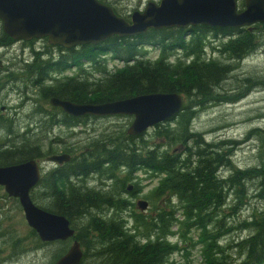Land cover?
<instances>
[{"label": "trees", "instance_id": "16d2710c", "mask_svg": "<svg viewBox=\"0 0 264 264\" xmlns=\"http://www.w3.org/2000/svg\"><path fill=\"white\" fill-rule=\"evenodd\" d=\"M98 1L110 6L118 15L107 0ZM258 30L205 26L160 31L150 29L132 38L113 36L94 46L64 49L46 45L44 52L35 47L30 49L29 60H25L17 70L25 76L23 94L31 95L28 100L33 107L32 116L39 115L41 120L37 121L41 125L38 127L35 123L32 130L40 132L42 141L48 138L54 126L74 130L84 124V119L71 118L60 109L51 107L49 101L54 97L81 105L109 103L157 93L177 94L184 100L181 111L175 117L152 128L158 141L155 145H145L143 137L146 133L137 137L115 132L96 136L81 148L79 156L49 170L30 192L31 200L37 207L62 215L70 222L74 230L71 241L76 240L83 253L80 264H178L169 260L177 249L167 242L172 235L171 227L178 223L175 216L178 207L170 205L167 211L159 209L151 221L133 213L130 217L132 228L126 229L125 218L120 214L129 204L128 201L113 200L114 194L108 193L109 185L103 181L99 186L87 185L88 178L94 180L98 177L101 180L103 176V180H115V174L120 171L126 173L121 181L125 183L131 173L140 170L161 177L151 193L152 198L166 195L176 198L184 219L192 222L187 228L196 226L204 231L200 238L208 243L203 250L202 264H264V211H255L249 220L242 222V230L252 232L234 243V249H239L244 256L237 263L228 262L223 250L216 244L220 220L214 222L218 230L214 226L207 229L224 205L227 190L235 188L237 194L244 196L246 190L242 184L257 180L260 193L256 197L264 200V160L258 167L236 170L230 161L232 149L237 144L235 141L208 143L202 139L201 133L190 129L197 110L217 98L216 89L229 74L228 63L239 62L260 47ZM3 34L0 45H13L14 41ZM149 49L156 51L154 57H150ZM208 50L212 55L218 54L224 58V63L209 57ZM111 68L117 70L112 71ZM11 70H8V79L16 85ZM69 70L74 74L62 78L61 73ZM243 81L246 94L251 85L248 80ZM253 83L262 84L258 81ZM3 87L0 84V95ZM32 130L18 133L13 120L0 114V131L4 136L3 141L0 140V167L46 156L39 144L28 140V133ZM251 132L264 140V129L255 128ZM15 139L20 140L13 142ZM170 144L180 145L182 152L167 156L166 152L160 151L162 146ZM146 147L155 149L147 150ZM223 171H230L231 174L224 178ZM37 190H40L39 194ZM137 190L134 189V192ZM38 195L49 202L48 206L35 203L34 198H38ZM4 196L6 198L7 194ZM14 200L18 204V200ZM109 209L116 213L115 217L105 215ZM0 214H4L1 208ZM1 229L0 220V264L7 260V254L16 257L26 253L28 249L23 242L41 243L31 229L24 238L13 239L14 242ZM138 229L145 234L137 233Z\"/></svg>", "mask_w": 264, "mask_h": 264}, {"label": "rangeland", "instance_id": "374dc122", "mask_svg": "<svg viewBox=\"0 0 264 264\" xmlns=\"http://www.w3.org/2000/svg\"><path fill=\"white\" fill-rule=\"evenodd\" d=\"M107 1L115 8L117 16L127 20L130 19L134 12H142L149 2L156 5L160 3V0ZM235 1L237 11H243L244 0ZM258 31L257 37L259 38L260 47L243 60L239 62L230 61L228 63L229 74L216 89L217 98L210 103L206 102L203 108L197 110V114L190 124L192 132L201 133L202 139L208 143L219 140L235 141L237 144L232 149L230 161L234 169H239L240 171L258 167L264 160V140L257 133L255 135L251 132L255 128L264 129V30L261 28ZM2 34V24L0 22V37ZM46 45H48L47 40L42 39L32 41L31 44L16 42L10 47H6L7 49L0 48V54L8 53L7 60L3 64L10 69L12 68L10 73L15 76V81H17L16 85L9 82L0 95V110L2 107L5 109L0 114L13 120L14 128L18 133H22L26 129L32 130L35 127L34 124L41 120L38 117L39 115L36 117L32 116L33 107L30 104L31 102H27L28 99H31V95L23 94L25 76H23L22 72H18L17 68L24 65L25 60H29L30 49L32 47L44 52L46 51ZM148 53L150 57L156 55L154 49H149ZM207 53L214 61L224 63V58L220 55H212L210 50ZM111 70L117 69L111 68ZM61 74H63L62 78L71 77L74 72L69 70L63 71ZM245 79L251 85L246 94L244 93L246 86H244L245 83L243 81ZM254 81L262 84L253 83ZM26 102L27 105H23ZM132 120L133 118L130 116L87 117L85 126H79L74 130L62 126L52 127V131L45 141L40 139V132L38 130L29 132V139H27L32 143H36V145L39 144L41 152L46 155L45 157L65 151L76 153L71 155L75 157L79 156L81 148L87 146L89 139L112 132L116 134L126 133ZM40 125L41 123H37L38 127ZM3 137V133L0 131L1 141H3ZM56 138L57 140H55ZM156 138L153 129H149L146 131L143 141L146 146H152L158 143ZM19 140L15 139L13 142ZM138 144L140 147H143L140 142ZM162 144L165 145L166 143L162 142ZM175 145L162 146L163 148L160 151L166 152L167 156L181 153L182 149L180 145ZM148 149L153 150L155 148L148 147ZM42 160H44V157ZM42 160L40 161L42 162ZM46 167L47 169H45L43 174L48 173L50 169L54 168V166L49 164H46ZM124 173L125 171L117 172L115 180H103V176L101 180L98 177L94 178V180L88 178L87 185L90 187L99 186V183L103 181L109 185L108 193L114 194L113 200H117L118 202L128 201L129 204L126 205L124 212L120 214L122 218H125L126 229L132 228L133 222L130 217L133 213L141 214L148 221H151L156 217L159 209L167 211L170 205L178 207L179 210L175 214L178 223L171 227L170 233L172 235L167 238V242L175 246L177 250L176 252L173 251L169 260L178 264H202L204 261V256H202L203 250L206 243H208V241L200 238L204 231L196 226H192L190 229L187 228L192 222H187L184 219L180 204L176 198H170L169 195H166L163 198L154 199L151 196L161 177L140 170V172L131 173L130 178L125 183H121L126 176V173ZM230 174V171H223L224 178H227ZM259 184L257 180L243 183L242 186L246 190L244 196L241 193L237 194L235 188L230 191L227 190L225 203L216 213L218 216H214L211 223L207 226L208 230L212 229L213 226L216 227L214 224L216 219L220 220V230L217 232L218 238L216 244L223 250L222 253L228 262L237 263L244 258L243 253L239 249H234V243L248 236L252 230H242V222L249 220L255 211H264V200L256 197L260 193ZM129 186L132 187L130 191L127 190ZM134 189L138 190L133 192ZM37 193L39 194L40 190H37ZM4 195L6 193L0 187V208L4 213L3 215L0 214L1 231L7 237L11 236L12 239L9 240L14 242L13 239L24 238L30 228L25 221L19 203L16 204L13 198L8 196L5 198ZM43 198V196L38 195V198H34L35 203L42 207L48 206L49 202H46ZM138 202L146 203L144 211L137 207ZM105 215L115 217L116 213L109 209ZM78 224H83V222H78ZM137 233L141 235L145 234L142 229H138ZM23 244L28 251L16 257L7 254V260L3 264H54L57 258L72 245V241L52 243H28L25 241Z\"/></svg>", "mask_w": 264, "mask_h": 264}, {"label": "water", "instance_id": "95a60500", "mask_svg": "<svg viewBox=\"0 0 264 264\" xmlns=\"http://www.w3.org/2000/svg\"><path fill=\"white\" fill-rule=\"evenodd\" d=\"M3 33L14 41L47 39L49 45L65 49L98 45L113 36L131 38L152 29L249 28L264 25V0H244V10L237 11L235 0H160L149 2L142 12H134L130 21L117 16L111 7L98 0H0ZM53 107L71 117L131 116L127 135L136 137L147 129L175 117L181 110L177 94H148L102 104H75L51 98ZM70 160L66 154L52 155L46 162L62 165ZM39 181L35 160L0 167V187L8 197L18 200L28 227L43 243L64 242L74 237L70 222L62 215L37 207L30 191ZM130 190V188L128 189ZM144 210L146 203L139 202ZM82 250L74 240L66 253L54 264H80Z\"/></svg>", "mask_w": 264, "mask_h": 264}, {"label": "flooded vegetation", "instance_id": "af4514ba", "mask_svg": "<svg viewBox=\"0 0 264 264\" xmlns=\"http://www.w3.org/2000/svg\"><path fill=\"white\" fill-rule=\"evenodd\" d=\"M263 29L264 30V25H255L253 26L252 28V31L255 30V29ZM0 48H3L5 49L6 47H4L3 45H0ZM7 49V48H6ZM7 52H5V54H0V78H1V82L0 84L2 85H5L3 87V89L8 85L9 83V79H8V70H9V67H6L3 63L4 61L7 60ZM1 111H5L4 107L1 108ZM42 162H40V166H41V170L45 172V169H47L46 167V164H42ZM56 168V167H54Z\"/></svg>", "mask_w": 264, "mask_h": 264}]
</instances>
